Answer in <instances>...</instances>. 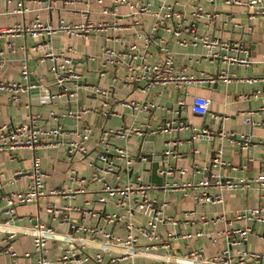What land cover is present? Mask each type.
Returning a JSON list of instances; mask_svg holds the SVG:
<instances>
[{
    "label": "crops",
    "instance_id": "obj_1",
    "mask_svg": "<svg viewBox=\"0 0 264 264\" xmlns=\"http://www.w3.org/2000/svg\"><path fill=\"white\" fill-rule=\"evenodd\" d=\"M113 0H55L50 8V0L32 1L23 0L24 12L19 13L20 0H0V27L11 26L13 24H29L35 19L49 23L53 26L60 21L66 23H76L82 20L81 12L88 11V19L94 23H107L104 28H100L91 33L88 38L74 37L65 32H57L51 36L50 46L53 51H69L78 63L77 68L85 81L89 83H101L112 91V95L107 100V105L102 106V98L94 95L90 91H83L77 100L67 101L66 98L55 99L50 102L43 100L44 96L38 91L34 103L30 100L29 90L19 94L18 100L11 102L8 91L0 90V125L24 123L29 113L39 115L38 124L42 126L53 125L54 121L49 117V111L54 109L60 111L64 108L77 109L88 107L92 110L83 115V122L76 123L73 119L61 118L60 124L63 128V142L57 147H47L31 152L27 149L14 151L12 157L0 152V171L6 178H11L16 172L22 174L8 183L3 191L22 190L29 182L28 170L32 164V158L36 155L45 170L47 176L46 193L34 203L20 205L15 209V215L10 224L13 227L30 226L36 220L49 224L61 234L73 235L75 238L87 239V234L79 230H71L67 222L60 223L57 217H50L45 211L48 203L70 204L72 206H82L92 209L93 214L85 217L84 222L90 225L105 227L106 230L115 235L124 236L126 230L120 223L105 224L103 215L113 213L115 207L111 202L102 204L98 201L102 181L92 179V168L89 161L92 160L100 149L98 139L102 128L119 127H141L151 134L153 130L163 124L168 119L181 120L196 129H200L205 122L204 129L208 134L202 135L198 139L191 140V132L186 130L176 132L174 130L160 131L155 150L164 152L173 150L174 155L165 157L166 167L169 172L165 175L166 184L177 183L178 187L172 190H164L153 184L161 174L153 176L149 169L151 163L143 158H138V147L141 142V135L131 134L126 139H114V144L126 146L134 157L133 173L144 183L153 184L154 187L148 190L149 197H157L160 200L168 201L167 214L181 216L185 210L195 209L197 214L206 213L208 216H218L219 221L214 225L194 222L185 224L180 221L177 226H158L160 238L154 241H147L139 237L140 246L152 245V249L146 256L135 258V264H158L162 255H181L192 250L202 248L204 255L211 256L219 253L226 246V240L221 237L217 242H212L207 238L183 239L179 234L194 231L197 229H207L219 231L230 226L243 227L250 226V233L247 243L241 242L230 249L235 252L238 249L247 247L264 253V242L258 238V233L264 229L263 221H253L245 219H235L233 211H242L255 205L263 208L264 217V190L260 183H251L248 188H237L235 190L223 191L224 201L219 204H198L195 196L199 192L197 186L205 172L213 171L223 179L256 178L260 173L264 174V127H250L244 123V118L252 114L256 121L264 120V66L260 60L264 54V17L250 16L252 12L246 2L247 0H214L204 3L205 13H210L211 17L203 15L192 20L190 12L196 5V0H166V3L174 4L175 9L184 12V19L177 21L174 18L162 19L157 29L153 30V25L157 21L156 13L159 12L161 2L151 0L149 10L142 14L139 25H134L133 9L127 5H119L117 12L110 14L101 13L102 7L111 6ZM140 5L145 0H132ZM238 1V3H234ZM162 11H160V15ZM194 24V26H192ZM137 31L144 37L150 36L151 41L146 45L144 38H137ZM178 31L179 34H174ZM209 36L232 43L230 47H206L200 43V38ZM109 38L106 40V38ZM8 43L11 46H8ZM39 38L28 34L13 37L0 38V80L24 82L21 76L22 65L26 63L29 68V78H34L42 85L51 86L50 72L51 63L48 60H41V53H35L30 48L37 45ZM136 43L140 53L147 52L149 61L162 59L163 53L160 45H166L172 52L174 64L177 70L185 69L187 74L196 78L206 79L204 82H194L183 84L177 87L173 84L155 85L149 91L143 92L138 85L128 86L123 77L125 69L121 67L117 72L118 79L112 81V71L103 78L98 77L101 69L99 60H86L88 55L101 57L105 46H112L117 51L125 52L128 47ZM186 43V44H183ZM241 44L242 47L235 46ZM245 57L252 61L244 66L241 64L228 62L223 56ZM129 61V58L127 57ZM225 74L226 79L220 77L216 81L209 82L207 78ZM248 78H256L253 83L246 81ZM54 90V86H51ZM194 96H203L209 99L208 112L204 115L193 113L190 109L191 100ZM184 97L186 105L180 109V114L173 111L178 109L176 100ZM127 101H134L138 104L144 102L154 104L149 112L144 110H133L126 105ZM173 108L169 110L167 108ZM94 109H98L95 111ZM102 111L107 112L103 115ZM85 123L91 127V136L86 141L88 153L86 155H76L72 161L67 159L65 143L76 137L75 130ZM241 135H250L254 143L247 149H241L237 141ZM222 146V160L225 166L213 167L211 161L217 146ZM116 169L119 172V182L124 183L129 178L133 180L128 172L120 169L121 160H115ZM185 169V173H180L179 169ZM71 169L77 171L81 182H71L69 176ZM107 179H112V175H107ZM82 191L75 192L71 197L51 194V189L70 192L69 189L79 188ZM0 192V194H1ZM223 215L224 217H221ZM7 218L2 212L0 221ZM32 218V221L29 220ZM72 220H80L78 212H70ZM135 221H144L142 215H135ZM171 234L168 236L167 232ZM4 234L0 232V238ZM68 244L62 239L50 240L47 244V256L56 260L64 253ZM14 248L19 256L18 261L24 264H35L37 255L33 254L32 238L30 235L18 234L14 241ZM77 258L81 259L85 255L92 257L98 250L96 243H87L83 246H76ZM25 252L32 255L23 257ZM119 254L116 251H109L104 256L103 264H110L107 260L109 254ZM7 255H0V264H9ZM127 260L114 264H126ZM62 264V263H51ZM63 264H92L91 259L69 261ZM247 264H256L248 260ZM264 264V258L261 261Z\"/></svg>",
    "mask_w": 264,
    "mask_h": 264
},
{
    "label": "built area",
    "instance_id": "obj_2",
    "mask_svg": "<svg viewBox=\"0 0 264 264\" xmlns=\"http://www.w3.org/2000/svg\"><path fill=\"white\" fill-rule=\"evenodd\" d=\"M41 1V0H32ZM101 2L102 0H96ZM161 2L159 12L155 14L157 21L153 25V30L157 29L162 19L174 18L177 21L183 20L184 12L175 9L174 4L166 3V0H158ZM214 0H196V5L190 12V18L192 20L206 15L211 17L210 13H205L203 9L204 3H210ZM55 0H50L49 6L52 7ZM229 3L228 0H226ZM151 0H145L140 5L136 4L132 0H113L111 6H103L101 13L110 14L117 12L119 5H127L133 9L134 25H139L140 16L145 14L149 10ZM238 3V1H234ZM246 4L252 8L250 16H262L264 17V0H247ZM20 8L17 12H24L23 0H20ZM160 11L162 15H160ZM82 20L76 23H66L60 21L57 25L53 26L49 23L35 19L29 24H13L11 26L0 27V38L13 37L17 35H30L32 37L39 38L37 45H32L31 50L33 52L41 53L39 57L41 60H48L51 63L50 72L52 78L50 79L51 86H54V90L51 89L50 99L51 101L59 98H66L67 101L77 100L83 91H90L94 95L102 98V106L107 105L109 96L112 95V91L109 87L104 86L101 83H89L84 80L82 74L79 72L78 63L69 53V51L55 52L50 46V39L54 33L65 32L74 37L88 38L92 32L97 29L104 28L107 23H94L88 19V11L81 12ZM194 26V24H192ZM174 34H179L178 31H174ZM137 38H144L146 45L151 41L152 34L144 37L139 31L136 33ZM109 38L107 37L106 40ZM200 43L206 47H221L227 48L232 43L218 39L216 37L210 38L209 36H203L200 39ZM186 44V43H183ZM8 46H11L8 43ZM235 46L242 47L241 44H235ZM160 51L163 53L162 59L158 61H149L147 58V52L140 53V50L136 43L131 44L127 51H117L112 46H105L101 57L94 55H88L86 60L96 61L99 60L101 69L98 71V77L101 79L106 77L110 70L112 71V81L118 79L117 72L121 67L125 69L124 81L130 85H138L143 92L149 91L155 85L173 84L180 87L183 84H191L196 82H204L206 79L196 78L191 74H187L185 69L177 70L174 64L173 52L166 46L160 45ZM129 58V61L127 60ZM223 59L228 62H233L247 66L252 63L251 60L245 57H231L223 56ZM260 63L264 66V54L260 60ZM21 76L24 82L15 81H3L0 80V90L9 92V99L11 102L18 100L19 94L28 90L31 86L28 84L29 68L26 63L22 65ZM224 78L227 80L225 74H220L216 77H209L207 81L214 82L216 78ZM256 78H248L247 82L253 83ZM51 86H49L51 88ZM126 105L130 106L133 110H144L149 112L154 104L144 102L138 104L134 101H127ZM176 106L178 109L172 110L177 114L180 109L184 108L186 101L184 97H178L176 100ZM209 99L203 96H194L191 100L190 109L193 113L204 115L208 112ZM90 108L81 107L77 109L64 108L60 111L54 109L49 111V117L54 121L53 125L42 126L38 124L39 115L29 113L24 123L20 124H1L0 125V152L12 157L14 151L20 149H27L31 152H35L41 148L57 147L63 142L62 134L63 128L60 124L61 118L73 119L76 123L83 122V115L89 112ZM97 111L98 109H94ZM103 115H107V112H103ZM244 123L250 127L260 126L264 127V120L256 121L253 119L252 114L247 115L244 118ZM174 130L176 132L190 131L191 140L198 139L202 135L208 134L205 129H196L188 124H185L181 120L171 119L161 124L156 131ZM144 131L141 127H119V128H102L98 144L100 149L97 151L96 156L89 161V165L92 168V179H100L102 186L100 188V194L98 201L102 204L111 202L115 211L103 215L105 224L120 223L126 230L124 236L115 235L112 232L105 229V227L90 225L84 222L85 217L93 214L92 209L82 206H72L70 204L48 203L45 207V211L50 217H57L60 223L67 222L71 230L83 231L87 234V239L75 238L73 235L61 234L55 230L49 224L43 223L40 220H36L30 226L13 227L10 224V220L15 215L16 207L29 203L37 202L46 193L45 177L47 176L45 170L42 168L39 158L34 155L32 158V164L28 170L29 182L22 190H7L3 191L6 185L16 179L17 176L22 174L21 171L15 173L11 178H6L0 171V214L4 212L7 218L0 221V232L4 235L0 238V255H7L10 259L9 264H24L18 261V252L14 248V241L18 234L30 235L32 238L33 254L37 255L35 264H51V263H66L69 261L88 260L91 259L92 264H103L104 256L109 251H116L119 254L113 255L111 253L108 257L110 264L118 263L120 261L127 260L126 264H135V258L146 256L152 249V245L140 246L138 244L139 237L145 238L151 242L160 238L158 233V226H177L180 221L185 224H192L194 222H200L203 224L214 225L218 222L220 217L208 216L205 212L197 214L195 209L185 210L181 213V216H173L167 214L168 201L160 200L157 197H149L148 190L153 188L154 185L150 183H144L137 176L133 180L130 178L124 183L119 182V172L116 169L115 160H121L122 164L120 169L128 172L133 169L134 157L130 150L126 146H120L114 144V139H126L131 134L143 135ZM76 137L67 141L66 155L69 161H72L76 155H86L88 153L87 145L85 144L91 136V127L85 123H81L80 127L75 130ZM240 148L243 150L249 149L254 141H252L250 135H241L237 141ZM166 156L173 154V150H165L163 152ZM227 163L222 160V146L216 147L211 165L213 167L225 166ZM185 169H179L180 173H185ZM133 172V171H132ZM169 172V171H167ZM166 172V173H167ZM107 175H112V179L108 180ZM130 175V174H129ZM133 176V175H130ZM71 182H81L82 178H79L77 171L71 169L69 176ZM251 183H260L261 189L264 190V174L260 173L256 178H237V179H223L219 174L208 171L205 172L201 181L198 183L199 192L194 197L195 202L198 204H219L224 201L223 191L235 190L243 187L248 188ZM164 190H172L178 187L177 183L166 184V182L160 186ZM70 192L60 191L59 189H51V194H62L65 197H71L75 192L82 191V189H69ZM263 208L260 205H255L251 208L242 211H233L232 216L235 219H245L253 221H263L262 216ZM70 212H78L80 214V220H72L70 218ZM135 215H142L144 221H135ZM221 217H224L221 215ZM29 220L32 221V218ZM252 232L250 226L239 227H227L219 231L197 229L194 231H188L179 234L183 239H197L207 238L212 242H217L221 237L226 240L228 247L223 248L219 253L211 256L204 255L202 248L192 250L189 253L181 255H162L158 260V264H247V261H253L256 264H261L264 258V253L249 250L247 247L244 249H238L235 252H231L232 247L237 246L241 242L247 243L248 237ZM171 233L168 231L167 235ZM258 238L264 242V229L259 232ZM62 239L68 244L64 253L56 260H52L47 256V244L50 240ZM96 243L99 250L90 257L89 255L83 256L81 259L77 258L76 246H83L87 243ZM32 254L25 252L23 257L29 258Z\"/></svg>",
    "mask_w": 264,
    "mask_h": 264
},
{
    "label": "water",
    "instance_id": "obj_3",
    "mask_svg": "<svg viewBox=\"0 0 264 264\" xmlns=\"http://www.w3.org/2000/svg\"><path fill=\"white\" fill-rule=\"evenodd\" d=\"M28 84L31 86L30 88H28L29 90L28 93L30 95V100L32 103L35 102L38 91L42 92L44 96L43 98L44 101L50 102V92H51L50 87L48 86L45 87L34 78H29ZM167 109L172 110V108L169 107ZM179 114L180 112L178 111L177 116ZM204 126H205V122L202 123L200 129H204ZM159 132L160 131H156L154 133L148 134V131L145 130L144 134L142 135L137 153L139 160L143 158L147 162L151 163V167L145 170H149L151 172L152 177L158 175V172L161 174L159 177H157L158 178L157 181L155 180L152 181L153 184H155L158 187L162 186L165 183V175L166 172L168 171L165 161L166 155L163 152L154 149ZM129 174L133 175L134 178L137 176V173H133L132 170L129 171Z\"/></svg>",
    "mask_w": 264,
    "mask_h": 264
}]
</instances>
